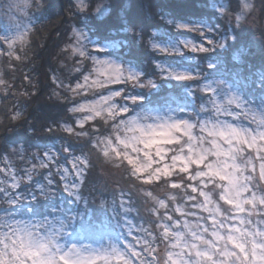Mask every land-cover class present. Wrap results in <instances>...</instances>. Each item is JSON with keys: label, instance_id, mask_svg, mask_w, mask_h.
I'll list each match as a JSON object with an SVG mask.
<instances>
[{"label": "snow or ice", "instance_id": "snow-or-ice-1", "mask_svg": "<svg viewBox=\"0 0 264 264\" xmlns=\"http://www.w3.org/2000/svg\"><path fill=\"white\" fill-rule=\"evenodd\" d=\"M16 7L27 9L28 0ZM210 7L221 16L229 11L226 0H210ZM88 8L86 0L74 5L82 18ZM106 11L95 9L99 15ZM119 20L118 30L130 38L93 41L72 28L66 50L80 58L72 68L79 78L72 83L71 76L67 82L51 77L71 105V115L59 124L66 137L37 146L23 176L3 157L0 201L7 207H0L6 214L0 216V264H264V94L253 106L255 89L249 88L257 81L225 70L221 53L233 48L237 35L231 28L219 33L203 16L164 12L161 23L147 27L127 13ZM26 40L27 31L5 38L6 54L22 60L10 50ZM244 51L234 49L233 58L240 60ZM25 81L31 83L30 77ZM258 83L264 93V71ZM11 87L2 73L0 88ZM70 137L83 141L78 149ZM93 151L116 168L126 166L142 184L171 190L165 198L144 191L154 204L149 211L158 235L141 226L147 238H134L141 251L132 244L121 247L119 220L113 228L103 226L99 239L93 230L67 231L75 217L56 205L54 177L70 202L79 201ZM25 152L13 150L21 159ZM66 157L71 173L61 162ZM38 169L49 171L34 179ZM22 183L29 185L26 191H18ZM157 241L164 244L162 252Z\"/></svg>", "mask_w": 264, "mask_h": 264}, {"label": "trees", "instance_id": "trees-1", "mask_svg": "<svg viewBox=\"0 0 264 264\" xmlns=\"http://www.w3.org/2000/svg\"><path fill=\"white\" fill-rule=\"evenodd\" d=\"M104 2L107 3L108 11L102 17H98L95 9ZM226 2L229 4L230 12L236 10L237 6L239 7L238 0H226ZM86 3L89 4L88 12L82 18L81 14L75 11L73 0H41L39 4L36 0H32L31 10L36 21L32 26L28 42L22 50V60L11 59L10 63L2 68L4 78L10 81L12 87L7 93H0V116H3V122L0 123V167H6L3 157L7 156L15 166L16 172L23 176L24 162L39 151L37 146L66 137V134L59 128V124L70 116L67 108L71 105L64 98L65 96L54 95L55 85L51 77L52 73H57V60L62 53L63 46L70 41L73 26L85 25L90 34L98 40H118L131 36L130 33L125 36L118 30L119 17L124 13L147 27L161 23L162 13L168 12L183 16H203L219 29V33L231 28L228 24L229 17L216 13L210 7V0H86ZM256 6H259V22L255 27L251 26L253 23H249L248 28L251 32L249 29L237 31L235 27L232 28L234 34L237 35V40L230 42L233 48L221 53L225 70L229 71L234 68L247 78L259 68L264 69V27L262 25L264 0H256ZM240 47L244 48V54L240 60H235L233 58L234 49ZM26 75L30 77L31 83L25 81ZM13 106L26 109L25 117L19 122H11L8 119V111ZM68 139L77 149L83 143L75 137ZM20 147L26 149L24 159L13 154V150ZM90 160L92 166L86 172L84 183L80 186L82 199L77 203L70 202L69 198L63 201L65 194L61 192L60 183L54 178L56 183L52 191L58 193L54 197L55 203L63 207L67 216L78 215L81 206L79 204L84 201L85 209L89 211V218L93 219L96 224L101 221V228H103L106 225L103 221L105 214L114 213L115 217H120L119 209L116 208L115 212L112 210L113 202L126 194V191L130 197L138 199L139 213L144 216H146L144 213L148 214L147 219L145 218L147 223L152 221L153 216L149 209L146 207L142 209L145 200L143 202L137 196V192L148 188L154 193V188L161 184L142 186L143 184L135 181L124 167H113L107 181L101 180L100 177H103L101 163L91 156ZM47 171L39 169L34 179H42L43 175H47ZM0 179H5L3 174H0ZM28 187L29 185L22 183L18 191H26ZM37 195H39L38 192ZM41 202L46 203L43 198ZM62 202H64L63 205H61ZM0 207H7V205L0 201ZM57 213V216H63ZM0 216L6 217V214L0 213ZM115 225L112 224L111 228ZM146 226L150 227V225ZM153 230V233L158 235V230ZM161 244L157 241L156 246L159 250Z\"/></svg>", "mask_w": 264, "mask_h": 264}, {"label": "rangeland", "instance_id": "rangeland-1", "mask_svg": "<svg viewBox=\"0 0 264 264\" xmlns=\"http://www.w3.org/2000/svg\"><path fill=\"white\" fill-rule=\"evenodd\" d=\"M19 2H20V0H0V36H14L18 32L27 31L26 43L22 47L19 46L20 45L19 43L14 45L16 47L15 54L21 56L22 50L28 42V37H29V34L32 30V26L36 21V17L34 16L32 10H31V6H29L27 9H18L16 7V5ZM257 4L261 5L259 3H257ZM31 5H32V3H31ZM98 6H105L107 8V3H105V2L100 3ZM258 8H259V6H256V10L251 15L248 16L247 21L245 22L246 25L243 24L240 27H237L234 20H232L229 17L228 18V24L231 25V29L234 27H235L234 29H236L237 31L249 29L248 28L249 23H253L251 26L254 25L253 27H255L256 23L259 22L258 21ZM237 9H238V6L236 7V10ZM236 10H234L232 12H235ZM107 11H108V8H107ZM107 11L105 13H107ZM103 15L97 14L98 17H102ZM262 25L264 27V20L262 22ZM75 27L78 29H82L87 34L88 38L93 40V41H101V42L105 41V40H98V38L93 37L85 25H82V26L81 25L80 26L75 25ZM250 32H251V30H250ZM192 35L195 36V34H192ZM258 39H259V36H258ZM69 40L70 41L68 43H66V45H68L69 43L72 42V31H71ZM66 45L63 46L62 53L57 60V63H56L57 64V67H56L57 73L55 72L56 73L55 75L59 76L61 79H64L65 82H67L66 78L71 76L72 77V83H75L76 79L79 78V75L77 73L73 72L72 68L76 66V61L79 60L80 58L78 56L70 58V52L66 50ZM91 47L92 46L89 45V49H91ZM6 53H7V45L4 42H0V72H2V73H3L2 68L6 67L7 64L10 63L11 59H14V58H10ZM84 64L87 67L91 66L90 61H84ZM226 71H228V70H226ZM229 71H237V70H235L234 68L233 69L231 68ZM261 71H264V69L259 68L256 72H254L248 76V80L250 82L251 81H257V83H251L250 88H249V91H251L253 88L255 89V92L253 93V95L251 97V99L253 101V106H255V104L259 103L258 97L261 94H264V93H262L260 85L258 83L259 73ZM238 72H240V71H238ZM52 74H54V73H52ZM3 78H4V76H3ZM8 82L10 83V81H8ZM1 92H3L4 94L7 93L5 91H0V93ZM55 92L61 93L57 97H64L65 96V93H63L62 90L57 89L56 86H55ZM79 99H80L79 97L76 98L77 101ZM245 123H247V121H245ZM74 154L78 155L79 151L74 152ZM41 155H42V153H41ZM60 155L65 156V154L62 152L60 153ZM91 157L93 159H95V161H99L101 163V165H102L101 170L103 171V177H100V176L99 177L101 178V180L107 181V179L111 173V169L114 167L113 164L106 162L103 159V157H100L94 151H93V153H91ZM61 162L63 163L64 167L69 169V171L71 173V164L67 163V157L64 160H62ZM30 166L31 165H29L27 163V161L24 162V169L26 167H30ZM125 168H126V166H124V169ZM24 169H22V170H24ZM46 170H48V169H46ZM48 171H47V173H48ZM51 171L55 172V169L53 168V169H51ZM99 173H100V169H99ZM35 177H36V173H33V178H35ZM54 178H56V180H58V182L60 183L59 187L61 189V192L63 194H65L63 201H65V199H67V198H69L70 199L69 201H71L72 198L68 197L67 193L64 192V190H63V184L60 181V177L55 176ZM72 178L74 179V174L72 175ZM135 181H137V180H135ZM137 182H140V181H137ZM142 186H145V185L143 184ZM156 187L154 188V193H152V194H153V196H157L160 198H163L164 193L166 191H171V190L166 189V187L163 184H161V186H156ZM140 190H141L140 192H137V196H139L143 202L145 200V203H144V206L142 207V209H144L146 207L150 210L154 206V204H153V201L149 197L144 195V191H150V192H153V191L148 190V188L147 189H140ZM125 193L126 194H123V196L121 195L119 199H117L116 201L113 202L115 209L117 208L120 210V212H119V213H121V215H119L120 217L119 218L115 217L114 213L111 214L112 216L107 213V214H105L103 221H105V224H106L105 226H107L108 228H111V225L116 224V221L119 220L121 227L116 229V231L123 233V242L121 244V247H123V244H132L137 251H141L140 245L136 243L134 238L136 236L145 237V234L138 231V229L141 226L148 227V226H146V225H149V223H147V221H146L148 214L144 213L146 216L141 215L139 213L138 199L136 197H134V198H132V196L130 197L129 193H127L126 191H125ZM164 198H165V196H164ZM77 202H75V203H77ZM63 203L64 202H62L61 205H63ZM122 203L124 204L123 208L121 207ZM79 205H81L80 209H79V211H80L79 214L78 215L73 214L72 216H69V217H75V219L72 220V222H71L72 227L68 228L67 231L71 232L73 228L77 229L78 231H81L82 229L83 230H93L95 235H96V238L99 239L103 233V230H104L103 228H101L102 222L99 221L98 224H96V222H93V219L89 218V216H88L89 211H86L84 201H82ZM126 209H127V211H125ZM162 211L163 210H161V212ZM57 214L58 213H55L56 216H57ZM169 214L173 215V217L176 219H180V217H178L177 214L174 212H169ZM201 215H203V213H201ZM57 217L59 219L64 218V216H57ZM20 218L21 217L16 218V219H20ZM22 218L23 219H29V217H26V216L22 217ZM52 218H53L52 216H49L50 220ZM35 219H40V218L36 217ZM112 219H113V221L111 222ZM129 221H131V225H129V223H128ZM152 221H153V224L150 227H151L152 231H154L153 230V229H155V226L153 227V225H155V217L154 216L152 217ZM8 222L11 223L12 221L9 220ZM129 227H131V234H129ZM3 230L7 231V228H4ZM145 238H147V237H145ZM65 239H69V237H65ZM85 242L88 243L89 241H85ZM105 243H107V240H105ZM161 245L162 246H161L160 251L162 252L164 249V244L162 243ZM93 246H96V245H93ZM132 259L135 262V258H132Z\"/></svg>", "mask_w": 264, "mask_h": 264}, {"label": "clouds", "instance_id": "clouds-1", "mask_svg": "<svg viewBox=\"0 0 264 264\" xmlns=\"http://www.w3.org/2000/svg\"><path fill=\"white\" fill-rule=\"evenodd\" d=\"M32 0H28L29 6H31ZM36 3H41V0H36ZM77 3V0H73V5ZM239 7L235 12L227 11L225 16L230 17L234 20L237 27L242 26L247 21L249 15H251L256 10V0H238ZM239 17V19H237ZM11 36H0V42L5 43V38H10ZM21 46V45H19ZM22 47V46H21ZM15 53L16 47L10 50ZM2 75V72H0ZM0 91H6L4 88H0ZM26 115V109L22 107L13 106L8 111V119L11 122H19L21 121ZM3 122V116H0V123Z\"/></svg>", "mask_w": 264, "mask_h": 264}]
</instances>
